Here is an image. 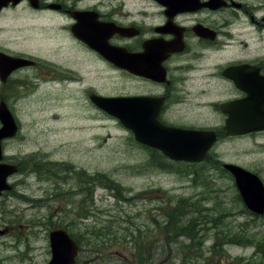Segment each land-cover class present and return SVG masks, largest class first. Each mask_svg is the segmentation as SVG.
I'll list each match as a JSON object with an SVG mask.
<instances>
[{"label":"rangeland","instance_id":"rangeland-1","mask_svg":"<svg viewBox=\"0 0 264 264\" xmlns=\"http://www.w3.org/2000/svg\"><path fill=\"white\" fill-rule=\"evenodd\" d=\"M124 1L127 6H120L129 8L130 0ZM34 16L26 6L4 9L0 47L35 54L41 44L28 38L40 23L29 18ZM130 83L108 71L97 87L117 95ZM81 87L74 91L83 107L73 114L74 123L67 116L72 109L56 113L38 97L4 100L20 133L3 144L4 162L19 171L9 178L12 190L0 196V264H47L50 232L57 227L80 240L87 256L96 255L89 245H101V257L115 254L95 264H138L133 253L147 263L146 252L159 253L150 264H264V216L246 209L222 165H239L264 182L263 133L225 138L203 163H176L135 143L130 131L86 103V92H77ZM84 197L91 212L82 222L73 214ZM175 209L182 217L173 229L168 214ZM184 226L196 232V244L175 234Z\"/></svg>","mask_w":264,"mask_h":264},{"label":"flooded vegetation","instance_id":"flooded-vegetation-1","mask_svg":"<svg viewBox=\"0 0 264 264\" xmlns=\"http://www.w3.org/2000/svg\"><path fill=\"white\" fill-rule=\"evenodd\" d=\"M129 2V8L123 7L124 0L9 4L6 9L26 6L35 15L29 18L40 23L28 38L41 46L35 54L0 47V53L27 60L0 72V99L38 97L56 113L72 109L67 116L74 123L73 114L83 108L74 91L82 85L77 92L83 89L86 103L98 111L104 112L94 96L133 99V114H148L163 143H209L213 137V143H220L235 138L226 134L230 117H238L237 130H252L264 121V0ZM108 71L130 81L131 89L123 84L117 95L101 93L97 85L106 83ZM258 131L249 135L264 134V129ZM87 181L86 175L79 179L84 186ZM90 211L84 197L73 215L84 222ZM91 248L96 255H88L84 264L102 261L99 247ZM80 255L76 264L82 263ZM105 256L110 261L115 254Z\"/></svg>","mask_w":264,"mask_h":264},{"label":"water","instance_id":"water-1","mask_svg":"<svg viewBox=\"0 0 264 264\" xmlns=\"http://www.w3.org/2000/svg\"><path fill=\"white\" fill-rule=\"evenodd\" d=\"M11 1H13L14 5L20 2V0H0V11ZM23 64H25V60L7 57L0 53L1 74L8 69V67H11L9 70H12ZM95 98L99 106L119 118L124 126L135 134L138 141L149 147L161 150L167 157L173 160L189 162L203 161L207 159V152L215 144L213 143L216 140L215 137L211 138L209 143L160 142L155 136V130L150 125L151 121L149 115L141 112L139 115L140 118H137L133 114V99L105 98L101 96ZM225 111L228 110L225 109ZM245 116V114L241 115L242 118ZM234 119H238V117H230L228 120V136H241L251 132H257L259 129H264L263 121L258 125H254L252 130H237L236 128L239 126V122H236ZM0 121L2 124V128L0 129V161H2V141L6 138L14 137L18 131L16 121L5 102L0 103ZM166 133L176 134L172 131H167ZM189 134L202 135L201 132H191ZM224 168L235 177L238 190L248 208L257 214H264V183L261 179L257 175L237 165L225 164ZM16 172V166L0 163V194L4 190L11 189V186L7 183V178ZM50 240L52 260L49 264H75V258L78 254L79 247L66 230L58 228L51 231Z\"/></svg>","mask_w":264,"mask_h":264},{"label":"trees","instance_id":"trees-1","mask_svg":"<svg viewBox=\"0 0 264 264\" xmlns=\"http://www.w3.org/2000/svg\"><path fill=\"white\" fill-rule=\"evenodd\" d=\"M180 210V209H179ZM182 216H179V211L175 209L171 213L168 214V222L170 225L175 229V227L178 226V222L181 219ZM194 228V226H192ZM182 233V234H181ZM175 234H181V235H187L191 241H194V244H196V232L192 231L189 227H182L180 228Z\"/></svg>","mask_w":264,"mask_h":264}]
</instances>
